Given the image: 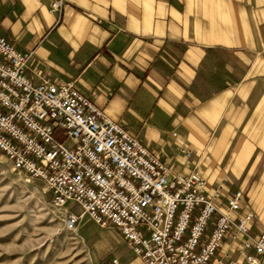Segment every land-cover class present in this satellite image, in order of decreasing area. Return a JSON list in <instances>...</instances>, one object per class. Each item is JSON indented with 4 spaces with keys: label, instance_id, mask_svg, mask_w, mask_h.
Listing matches in <instances>:
<instances>
[{
    "label": "crops",
    "instance_id": "1",
    "mask_svg": "<svg viewBox=\"0 0 264 264\" xmlns=\"http://www.w3.org/2000/svg\"><path fill=\"white\" fill-rule=\"evenodd\" d=\"M52 1L0 0V36L31 52L26 77L73 81L174 173L221 185L220 205L241 191L236 215L252 212L260 235L264 0H63L51 12ZM106 228L116 235L87 239L78 226L95 264H143ZM241 243L225 239L207 264H244Z\"/></svg>",
    "mask_w": 264,
    "mask_h": 264
},
{
    "label": "built area",
    "instance_id": "2",
    "mask_svg": "<svg viewBox=\"0 0 264 264\" xmlns=\"http://www.w3.org/2000/svg\"><path fill=\"white\" fill-rule=\"evenodd\" d=\"M62 4L53 0L50 11ZM30 57L0 36V152L43 180L55 207L80 208L67 210V230L85 215L112 225L143 264H207L225 239L241 238V248L253 250L243 263L264 264V230L251 235L253 213L236 215L241 191L220 205L221 185L208 191L198 170L174 173L73 81L33 83L25 75Z\"/></svg>",
    "mask_w": 264,
    "mask_h": 264
},
{
    "label": "rangeland",
    "instance_id": "3",
    "mask_svg": "<svg viewBox=\"0 0 264 264\" xmlns=\"http://www.w3.org/2000/svg\"><path fill=\"white\" fill-rule=\"evenodd\" d=\"M67 210L80 208L55 207L44 181L14 169L0 152V264H95L78 227L65 228ZM80 224L87 239H103L112 229H100L87 215Z\"/></svg>",
    "mask_w": 264,
    "mask_h": 264
}]
</instances>
